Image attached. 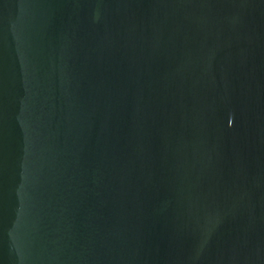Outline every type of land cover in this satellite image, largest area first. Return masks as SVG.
Here are the masks:
<instances>
[{
	"label": "water",
	"instance_id": "obj_1",
	"mask_svg": "<svg viewBox=\"0 0 264 264\" xmlns=\"http://www.w3.org/2000/svg\"><path fill=\"white\" fill-rule=\"evenodd\" d=\"M0 264H264V0H0Z\"/></svg>",
	"mask_w": 264,
	"mask_h": 264
}]
</instances>
